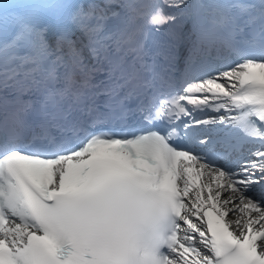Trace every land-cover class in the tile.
<instances>
[{"label":"snow or ice","instance_id":"1","mask_svg":"<svg viewBox=\"0 0 264 264\" xmlns=\"http://www.w3.org/2000/svg\"><path fill=\"white\" fill-rule=\"evenodd\" d=\"M0 264H264V0H0Z\"/></svg>","mask_w":264,"mask_h":264}]
</instances>
